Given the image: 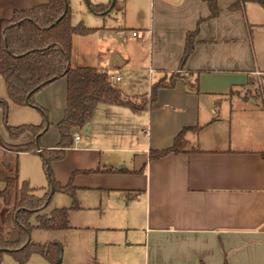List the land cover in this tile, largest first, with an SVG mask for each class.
<instances>
[{
    "label": "crops",
    "instance_id": "obj_1",
    "mask_svg": "<svg viewBox=\"0 0 264 264\" xmlns=\"http://www.w3.org/2000/svg\"><path fill=\"white\" fill-rule=\"evenodd\" d=\"M131 1L133 21H119L114 11L121 8L125 14ZM46 2L0 0V23L16 10ZM235 2L218 0L221 12L213 18L204 0H117L108 14L91 10L102 23L72 18L75 26L97 28L74 35L72 66L120 77L113 82L126 96L150 98L154 80L164 72H181L184 79L161 88L141 112L99 103L89 117L90 129L81 130L79 143L52 163L62 186L79 171L73 179L75 197L56 192L51 202L58 197L60 205L50 203L40 214L68 207L70 227L32 233H40L34 242L63 245L62 264H264V95L256 92L258 72L264 83V7L248 2L229 9ZM201 18L197 44L180 71L187 33ZM86 41L92 46L80 49ZM0 98L9 100L2 77ZM35 100L49 120L40 149L55 148L67 106V78L41 89ZM3 114L0 107L6 143L35 141L29 131L10 138ZM43 121L39 109L9 100L11 126ZM185 127L198 128L186 132V151L150 159L151 150L172 146ZM28 160L32 172L26 170ZM19 178L35 195L46 193L49 182L39 153H19ZM73 231L77 236L66 245L63 234ZM2 264L19 263L5 254ZM29 264L50 262L34 254Z\"/></svg>",
    "mask_w": 264,
    "mask_h": 264
},
{
    "label": "trees",
    "instance_id": "obj_2",
    "mask_svg": "<svg viewBox=\"0 0 264 264\" xmlns=\"http://www.w3.org/2000/svg\"><path fill=\"white\" fill-rule=\"evenodd\" d=\"M86 1L92 11L99 12L91 0ZM204 1L211 11L208 18L217 17L221 12L218 0ZM112 2L110 6H114L117 0ZM246 2H256L264 7V0H237L229 9H242ZM203 20L201 18L198 21L194 31L187 33L180 71L185 68L195 49ZM0 25V77L5 81L8 99L20 106L35 107L44 116V121L39 125L11 126L8 122L9 100L0 98L10 138L18 139L28 131L36 137L34 142L8 144L0 135V184H3L0 186V264L5 254L11 255L19 264H29L34 254L42 255L50 264H62V244L33 242L31 237L35 228L58 230L70 227V208H55L49 216L40 214L51 203L56 192H69L75 197L73 179L79 171L73 172L68 185L62 186L56 181L52 163L64 158L66 148L74 143V130L88 123L99 103L127 106L135 112H141L156 101L161 88L175 87L184 76L181 72H164L154 80L150 98L146 95L129 97L112 81L106 70L92 66H72L74 35H88L97 28L72 24L71 0H47L32 8L16 10L12 18L3 19ZM62 77L67 78L68 100L65 115L58 123L60 141L55 148L38 151L49 120L47 110L36 102L35 96L41 89ZM191 129L198 130L197 127H185L175 137L172 146L151 150L150 159L186 151V132ZM24 151L37 152L42 158L49 182L43 196L35 195L34 189L26 181L20 183L19 153ZM76 207L74 198L72 208Z\"/></svg>",
    "mask_w": 264,
    "mask_h": 264
},
{
    "label": "rangeland",
    "instance_id": "obj_3",
    "mask_svg": "<svg viewBox=\"0 0 264 264\" xmlns=\"http://www.w3.org/2000/svg\"><path fill=\"white\" fill-rule=\"evenodd\" d=\"M102 1L103 2H108L109 0H102ZM131 2L129 3V5L128 4L126 5L125 14H124V10H123V13H122L121 8L116 9L117 6H114L115 7L114 9H116L114 11L115 12L114 15L119 18V21H121L122 19L124 20V18H125V20L132 19V21H133V19H134L133 17H135L134 11L132 10V8L134 6V1H131ZM247 4H248V2H246V5ZM71 6H72V18H73L74 22H78V21H80L82 19L85 20L86 22H91V23H94V22H97V21L102 23L104 21L103 19L100 18L99 15L94 14L93 12H91V9H90V7H89V5H88L86 0H71ZM94 6L99 10V12H102L103 14H108L110 12V10H109L110 9V4L97 3V4H94ZM250 10L251 9H248V13H250ZM123 14H124L125 17L123 16ZM131 42L133 43V41H131ZM78 45H79L80 49H83V48H85V47H87L89 45L92 46L91 42H87V43H83V44L80 43ZM256 92H257V95H259V96H263L264 95V83H263V81H261L260 76H258L257 79H256ZM3 120H4V114H3ZM0 123L3 124V121H1ZM4 124H5V121H4ZM25 166H26V170L28 172H32V170L34 169V164H33L32 160H28L26 162ZM43 167H44V165H43ZM1 186H3V185H1ZM60 201H61V198L57 197V199H55V201L53 203L51 202L52 203L51 205H53L55 203L57 205L58 204L60 205V203H61ZM58 230H60V232H61V230H63V229H58ZM41 232H43V231H41ZM38 234H40L39 230H34V232L31 234V236H33V240H32L33 242L34 241H38V239H39ZM76 236H77V234L74 233V231L73 232L64 233L63 237L67 238L66 239V241H67L66 245L68 244V241L69 242L72 241ZM57 238H58V235H57ZM40 239H41V236H40Z\"/></svg>",
    "mask_w": 264,
    "mask_h": 264
},
{
    "label": "built area",
    "instance_id": "obj_4",
    "mask_svg": "<svg viewBox=\"0 0 264 264\" xmlns=\"http://www.w3.org/2000/svg\"><path fill=\"white\" fill-rule=\"evenodd\" d=\"M134 35H136V36H139L140 35V32L139 31H137V32H134ZM260 72H258V76H260ZM111 79H112V81H116V80H120V77H113V76H111ZM82 129H80V131H76L75 133H74V143H73V145H77L78 143H79V141H80V139H81V137H82V131H81ZM38 151H41V149H39Z\"/></svg>",
    "mask_w": 264,
    "mask_h": 264
},
{
    "label": "water",
    "instance_id": "obj_5",
    "mask_svg": "<svg viewBox=\"0 0 264 264\" xmlns=\"http://www.w3.org/2000/svg\"><path fill=\"white\" fill-rule=\"evenodd\" d=\"M88 129H90V125L88 123H86L85 126L82 129L83 130V133L85 134Z\"/></svg>",
    "mask_w": 264,
    "mask_h": 264
}]
</instances>
